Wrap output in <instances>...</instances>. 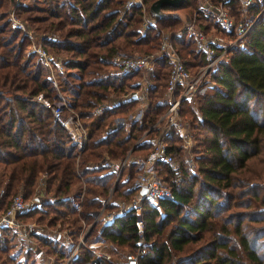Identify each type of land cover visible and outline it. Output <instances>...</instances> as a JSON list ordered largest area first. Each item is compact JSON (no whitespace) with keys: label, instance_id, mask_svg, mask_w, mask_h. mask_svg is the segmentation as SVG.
Listing matches in <instances>:
<instances>
[{"label":"trees","instance_id":"1","mask_svg":"<svg viewBox=\"0 0 264 264\" xmlns=\"http://www.w3.org/2000/svg\"><path fill=\"white\" fill-rule=\"evenodd\" d=\"M113 1L19 0L17 10L26 13L23 18L31 27L57 34L42 42L48 51L62 57V70H55L56 87L48 67L28 50V37L9 26V0H0V186L5 191L1 202L6 205L18 191L25 198L33 196L38 178L44 175L42 201L18 214V218L48 226L46 232L34 235L53 256L51 264H63L70 250L59 244L51 228L70 229V239L76 243L81 222H91L113 185L114 172L87 168L86 164L99 163L103 157L122 158L134 142L130 141L139 137L136 132L149 128L163 108L153 100L163 95L166 83L168 63L160 59L155 62L154 87L140 122L131 120L129 130L123 134L124 128L119 127L93 137L113 114L131 111L136 104L130 94L139 73H112V55L157 48L163 28L179 23L177 11L192 7V0H184L179 8L165 6L161 16L151 15L154 24L142 30L141 6L127 9L118 18L119 10L110 6ZM143 1L149 11L154 0ZM193 2L195 5L196 0ZM236 3L229 0V8ZM178 30L181 32L175 33ZM169 32L171 39L180 44L174 47L186 69L194 71L203 62L201 54L195 47L188 52L191 56L187 60L181 54L194 45L192 36L183 27ZM208 81L203 94L193 101L183 100L180 107L187 105L184 112L191 119L188 124L194 140L195 170L188 168L186 152L177 133L171 130L166 141L175 160L178 157L177 166L158 164L160 179L170 189V196L154 202L143 200L138 213L125 208L110 222L100 219L85 236L87 248L78 247L72 264L86 260L103 264L89 250L100 240H107L111 250L117 246L135 250L138 218L143 222L145 238V253L139 264H165L170 260L174 264H264V184L260 180L264 169L250 167L264 156V11L251 28L245 47L230 50L227 60L210 73ZM57 90L65 93L68 105L85 119V128L94 116L102 115L86 139L77 170L76 145L60 119L53 118L50 109L33 98L42 93L50 102L61 103ZM151 139L138 141L134 150L149 151ZM77 171L85 181L80 202L65 187L66 175ZM136 171L134 163L124 167L105 209H112L117 197L126 200L133 194L129 183ZM11 247L9 239L0 234V264H25L34 254L30 249L20 259L11 253Z\"/></svg>","mask_w":264,"mask_h":264},{"label":"built area","instance_id":"2","mask_svg":"<svg viewBox=\"0 0 264 264\" xmlns=\"http://www.w3.org/2000/svg\"><path fill=\"white\" fill-rule=\"evenodd\" d=\"M229 0H220L218 3H213L211 0H200L198 7L195 10L196 15L209 19L222 34L227 37H221L217 34L207 33L202 26L196 25L197 17L193 16L192 20L186 22L183 30H186L192 36L194 46L197 52L202 56L203 62L195 73H191L186 69L182 58L180 57L177 49L172 44L167 34H162L161 41L154 53L125 56L120 54H113L111 61L113 64L112 73L122 74L128 72L139 73L138 79L135 81L136 88L132 91L137 100V110L141 113L145 109L149 93L154 87L153 74L155 71V62L159 59H164L168 63V76L166 84L164 85L163 96L157 98L155 103L164 106L165 111L161 118L165 119V123L160 127L158 136L151 141L150 150L142 155L137 154L133 156H125L120 159H110L103 157L99 163H88L87 168H104L109 172H114L116 179L122 174L124 167L128 164L134 163L137 167L135 176L130 182V188L134 194L130 197L126 205L120 203L116 210H107L104 213L97 212L94 216L95 220L99 217L103 222H110L117 215L122 213L125 208H132L138 213L141 210L143 200L151 202L156 201L158 198L169 197L170 189L165 186L158 173V164L161 162L170 163L177 166V162L168 149L166 136L169 132L174 130L180 140L182 148L186 152L185 161L191 171L196 168V162L192 154L193 138L189 130V124L183 122L180 115V104L183 100L193 101L195 96L200 94L202 89H206L209 84L210 73L216 71L221 62L226 61L228 52L235 48H244L245 42L254 25L255 20L264 11V0H236L237 9L241 14V19L234 20L229 14L228 6ZM141 6L142 0H126L124 3L125 9L133 6ZM123 13V10L120 12ZM9 25L11 28L19 29L23 34L31 40L30 30L27 25L17 18L13 12L10 13ZM154 24V18L151 17L149 12L143 9V16L141 21V29L144 30L150 25ZM181 32L179 30L177 33ZM56 38L53 33L42 35L41 39ZM33 43V41H30ZM30 51L41 60L50 72H52L51 65L58 70L62 69L61 58H53L51 54L44 48L41 40L39 43L32 44ZM55 70V69H54ZM54 85L56 82L53 81ZM204 93V92H203ZM35 100L42 102L47 106L53 118L59 119L61 117L62 104L52 103L45 99L42 93L33 97ZM134 112L131 115H134ZM61 124L69 134L71 141L80 150L84 147L86 140V133L80 127V124L74 120L73 116L61 120ZM107 127L108 132H112L114 127ZM44 175L38 178V187L33 196L25 198L21 191L15 193L8 205L0 211V234L2 231L11 229L17 235L19 243L14 244L15 249L26 250L30 246V238L35 233H44L46 228L34 221L22 220L18 218V214L39 205L44 197L43 191ZM41 186V187H40ZM145 189L141 193V189ZM4 187H0V202L4 195ZM108 199L104 200L103 207L107 204ZM137 227V243L135 251L127 252L122 258L115 261L113 264H139V258L145 253L144 243L145 238L143 234V222L138 218L135 222ZM52 232L61 237L64 243L70 244L72 252L64 264H72V261L77 256V250L80 245H85V236L87 228L83 227L78 233L77 242L73 243L69 236L68 229H51ZM95 257L103 260H111L110 255L104 251H94ZM49 261L53 259L47 257ZM171 264H174L171 262Z\"/></svg>","mask_w":264,"mask_h":264},{"label":"rangeland","instance_id":"3","mask_svg":"<svg viewBox=\"0 0 264 264\" xmlns=\"http://www.w3.org/2000/svg\"><path fill=\"white\" fill-rule=\"evenodd\" d=\"M15 2H14V4H10V2H9V5H8V10H7V18H8V21H9V18H10V13L11 12H13V14L17 17V18H19L20 20H22L26 25H27V27H28V29L31 31L30 32V34H31V40L33 41V43L34 44H36V43H39V41L41 40V43L45 40V39H41V37H42V35H48V34H51V33H53V34H55L56 36H57V34H56V32H54V31H52V30H45V31H36L33 27H31L30 25H29V23L26 21V20H24V15L26 14V13H23V12H20V11H18L17 10V4L19 3V0H14ZM125 1L126 0H114L112 3H111V7L112 8H116L117 10H119V16H118V18H122V15L124 14V12L127 10V9H125V7H124V3H125ZM213 3H218L220 0H211ZM194 2H193V0H192V7L191 6H189V7H186V8H183V9H179V11H177L179 14H180V21H179V23H175V24H173L172 25V27H164L163 28V32H161V36H162V34H167L168 35V37H169V39L171 40V42H172V44L174 45H176V46H179L180 44L178 43V41H177V39L175 40V39H171V37H170V34H171V32H169L170 31V29H173V28H182V27H184V25H185V23L186 22H189V21H191L192 20V18H193V16H194V14H195V16L198 18V19H196L195 21L197 22L196 23V25H200V26H202L203 28H204V30L207 32V33H213V34H217V35H219V36H221V37H227L226 35H224V34H222V32H220L219 31V29L208 19H206L205 21L204 20H202V19H200L197 15H196V13H195V10H196V8L198 7V5H199V3H200V0H196V2H195V5L197 4V6H196V8H195V5L193 4ZM231 6V5H230ZM230 6H227V7H230ZM237 6H238V4L236 3V5H234V8L233 9H231V8H229V14L232 16V18L236 21V20H239V19H241V14H239V11H238V9H237ZM142 16H143V9L145 10V12L147 13V12H149L148 11V8H146V4L144 3V1L142 0ZM123 10V13H120L121 11ZM150 13V12H149ZM163 14V13H162ZM161 14V15H162ZM151 15V14H150ZM160 15V16H161ZM263 16V13H261L260 15H259V17L255 20V22H254V24L256 23V22H258V20H259V18H261ZM184 22V24L182 25V23ZM9 23H10V21H9ZM10 26V25H9ZM254 26V25H253ZM168 28H170V29H168ZM19 30V29H18ZM179 31V30H178ZM178 31H176L175 33H177ZM22 32V31H21ZM249 34V33H248ZM24 35H26V34H24ZM28 35V34H27ZM26 35V36H27ZM161 36H160V38H159V42H158V44L160 43V41H161ZM28 37V36H27ZM50 38V37H49ZM28 39L30 40V38L28 37ZM30 40V41H31ZM33 43H31V42H29V45H28V50H30V47H31V45L33 44ZM43 44V43H42ZM180 47V46H179ZM192 47H195L193 44L191 45L190 44V47L189 48H187V50L185 51V50H182L181 51V54L184 56V58L187 60L188 58H190V56L191 55H189L188 54V52H190V50H191V48ZM44 48H45V46H44ZM46 49V48H45ZM157 48H154L153 50H149V51H147V52H142V51H135V52H132V54H131V56H133V55H142V54H149V53H154L155 52V50H156ZM184 49V48H183ZM189 49V50H188ZM47 50V49H46ZM48 51V50H47ZM50 54H51V56L53 57V58H61V60H62V57L61 56H59L57 53H54V52H52V51H48ZM56 54V55H55ZM117 54H120V55H125V56H130V55H126V54H122V52H119V53H117ZM38 59V58H37ZM160 60V59H159ZM195 60H197L198 61V59H197V57L195 58ZM201 65H199V67H200ZM48 67V66H47ZM51 68H52V72H50V75H51V77L53 78V81H55L56 82V87H57V79H56V75H55V70H58L56 67H54V66H50ZM199 67H195L194 68V71H192L191 73H195L198 69H199ZM55 69V70H54ZM112 69H113V66H112ZM111 69V70H112ZM62 70V69H61ZM60 69H59V71H61ZM165 70H166V80H167V76H168V70H169V67H167V69L165 68ZM54 84V83H53ZM166 84V83H165ZM165 87V86H164ZM131 90H134V89H131ZM130 90V91H131ZM205 91V89L203 88L202 89V91H201V93H200V95L201 94H203V92ZM57 92H58V94L60 95V97H61V103L60 102H56V103H58V104H62V109H61V117L59 118L60 119V121L62 120V119H66L67 117H71V116H73V118H74V120H76L79 124H80V127L82 128V130L86 133V139H87V137H88V126H89V124L92 122V125L90 126L91 128H93L94 126H95V124L97 123V121H99L97 118H96V116H94L90 121H89V124L87 125V128H85L84 126H83V124H82V122L85 120L83 117H81V116H79V113H78V111L76 110V109H73V108H71L69 105H68V102H67V99H66V96L64 95L65 93H63V92H61L60 90H57ZM131 93V92H130ZM130 93H128L127 95H129ZM199 95V94H198ZM124 96H126V95H124ZM197 96V95H196ZM196 96H195V98H196ZM160 97H162V96H159V97H155L153 100H154V102H155V100L157 99V98H160ZM112 97H111V95L109 96V100L111 99ZM189 105V104H188ZM163 108H162V110H160L158 113H157V115H156V119H155V121L153 122V124L149 127V128H147V129H143V130H140V131H137L136 133H137V136H139L136 140H131L130 142H131V144H132V142H133V144L129 147V149L126 151V153L124 154V156L123 157H125V156H133V155H137V154H142V155H144V154H146L148 151H147V149L148 148H145L144 150H140V151H135L134 150V147H135V145L137 144V142L138 141H142V140H144V139H147V138H152L151 139V141L153 140V138H155V137H157L158 136V133H159V128L162 126V124L163 123H165V119L164 118H161L160 119V117H161V115L164 113V111H165V107L164 106H162ZM180 107H181V104H180ZM187 108V105H184V108ZM136 108V104H135V106H133V108H132V110H134ZM184 108H180V112H181V119H182V121L183 122H189L191 119H190V115L186 112H184ZM131 110V111H132ZM131 111H127V112H125V113H122V112H118V113H115V114H113L110 118H108L107 120V122H106V124H105V126H103L101 129H100V131H98V132H94V134H93V137H98V136H101L103 133H107L106 131H108V129H107V127L110 125V127L109 128H112V127H114V129H113V131L114 130H116V129H118L119 127L121 128V127H123L124 128V130L122 131V134L125 132V131H128L129 130V123H130V121L131 120H137L138 122H140V120H141V118H142V116H143V114H144V110H143V112H139L138 110L136 111V112H134V115L132 116L131 114H130V112ZM101 122V119H100V121L97 123L98 125H99V123ZM158 128V129H157ZM189 128H190V126H189ZM87 129V130H86ZM155 131H154V130ZM156 129H157V131H156ZM102 130V131H101ZM190 130V129H189ZM68 133V132H67ZM69 135V134H68ZM71 140V139H70ZM72 142V141H71ZM167 142V141H166ZM169 142H171V141H169ZM73 143V142H72ZM85 143H86V140H85ZM85 143H84V145H85ZM74 144V143H73ZM168 144V143H167ZM193 144H194V140H193ZM145 146H148V145H145ZM77 147V146H76ZM84 148V147H83ZM83 148L82 149H78V151H77V155H76V157H75V159H74V162H75V166H76V170H77V168H78V165L80 164V157H81V152H82V150H83ZM101 150V147L100 148H98L97 149V151L98 150ZM105 156V155H104ZM259 158H261L262 159V161H258V160H255L253 163H251V165H250V167L251 168H253L254 170H259V169H264V156H261V157H259ZM176 160H178V157L176 156ZM85 163H87V162H85ZM87 165V164H86ZM189 168V167H188ZM195 170V169H194ZM193 170V171H194ZM72 176H71V179H70V181H71V183L70 184H66V179H65V187L67 188V189H70L71 187H72V185L74 184V187L76 186V188L73 190V193H75V197L77 198V200L80 202L81 201V199H82V197H83V195L85 194V181L83 180V177H82V175L77 171L75 174H71ZM162 175H163V173H162ZM261 180V182H263V184H264V176L260 179ZM116 183V182H115ZM1 186H3V185H1ZM0 186V187H1ZM4 187V186H3ZM37 187H38V185H37ZM41 187V186H40ZM15 193H17V192H15ZM14 193V194H15ZM13 194V195H14ZM12 195V196H13ZM11 196V197H12ZM11 199V198H10ZM108 200H109V197L107 198ZM107 199H105V200H107ZM3 200V196H2V198H1V201ZM9 202H10V200H9ZM8 202V203H9ZM8 203L5 205V204H3L2 202H0V211H2L3 210V208H5L7 205H8ZM232 209H234V207L233 208H231V210ZM107 211V209H105V207H103V206H101L100 208H99V210L97 211V212H101V213H104V212H106ZM99 217L95 220V218H93L92 220H91V222H89V223H86L85 221H83V222H81V228H80V230L79 231H81L82 230V228L83 227H86L87 228V232L89 231V229L93 226V224H95V223H98L99 224ZM28 221H34V222H36L34 219H30V220H28ZM36 223H38V224H40V225H42V226H44L45 228H48V226L46 225V224H42V223H39V222H36ZM171 225V223L169 224V225H167L166 226V228H168L169 226ZM55 228H58V227H55ZM51 229H53V228H51ZM59 229V228H58ZM65 229H67V228H65ZM69 231H70V229H69ZM5 235V234H4ZM7 237L6 238H8L9 239V241H10V244L12 245V247H11V253H13V254H15V255H17V256H19L18 255V250L17 249H15L14 248V244H16V243H19V239H18V237H17V235L14 233V231L13 230H11V229H8L7 230V235H6ZM76 238H78V235H77V237ZM75 242H77V240L75 241ZM84 246V245H83ZM91 247H89V249H91V250H93V251H104L105 249H102V247H101V245L100 244H92V245H90ZM113 246H115V244H113ZM107 248L106 249H110L111 250V248H110V246H109V244L107 243V246H106ZM192 246L190 245L188 248H191ZM188 248L186 249V250H188ZM262 248H263V250H264V244H263V246H262ZM115 249V250H114ZM72 248L69 250V252H68V256H69V253H71L72 251ZM45 251V250H44ZM107 250H105L104 252H106ZM113 251H116V252H113ZM132 251H135L132 247H128V246H117V247H113V250H111V252H106V253H108L109 255H110V257L111 258H119L120 259V256L122 255V254H125V253H127V252H132ZM77 252H78V250H77ZM183 253H185V251H183V252H181V253H178V254H183ZM43 255H44V257H51L52 259H53V256L52 255H50V254H48V252L47 251H45V253H43ZM68 256H67V258H68ZM21 257V256H20ZM22 257H24L23 255H22ZM67 258L65 259V261H64V263L66 262V260H67ZM34 260L35 261H33V263H32V261L31 260H28L27 261V263L26 262H24L25 264H38L39 262H36V258H34ZM173 261H174V258H173ZM52 262V261H51ZM171 260L170 261H168V262H166L165 264H171ZM63 263V264H64Z\"/></svg>","mask_w":264,"mask_h":264},{"label":"crops","instance_id":"4","mask_svg":"<svg viewBox=\"0 0 264 264\" xmlns=\"http://www.w3.org/2000/svg\"><path fill=\"white\" fill-rule=\"evenodd\" d=\"M135 83V82H134ZM135 86H136V84H135ZM136 88V87H135ZM135 90V89H134ZM133 90V91H134ZM163 92H164V90H163ZM163 96V95H162ZM136 100V99H135ZM148 104V103H147ZM147 106V105H146ZM136 107H137V100H136ZM146 108V107H145ZM135 110V109H134ZM134 110H132L131 112H130V114L131 113H133L134 112ZM145 110V109H144ZM96 118L100 121V119H102V115L101 114H98L97 116H96ZM99 121H97V123L99 122ZM95 124V126L93 127V128H91L90 126L92 125V122L89 124V126H88V135L89 134H91L92 132H93V130L97 127V125L98 124ZM86 129V130H87ZM109 172V171H108ZM126 174H127V171L125 172ZM126 174H125V177H126ZM71 176L72 175H66V184L68 185V184H70L71 183V181H70V179H71ZM115 182H117V179H116V177L114 178V182H113V185H112V187H111V190H110V193H109V199H110V196H111V193H112V191H113V187H114V185H115ZM130 184V183H129ZM129 187V186H128ZM76 188V186L74 187V184L72 185V187L70 188V190H74ZM129 189L130 190H132L130 187H129ZM133 194H134V192H133ZM132 193H131V195L129 196V197H127L126 198V200L125 199H123V197L122 196H119V197H117V199L116 200H113V203L114 204H116L112 209H110V210H116L117 209V207L119 206V204L120 203H124L125 205H126V203L128 202V200L130 199V197L133 195ZM123 213V212H122ZM122 213H120L119 215H121ZM68 229V228H67ZM69 230V229H68ZM3 236H5V237H7L6 235H7V230H5V231H2V233H1ZM5 234V235H4ZM57 238H58V242H59V244H62V245H64V246H67L69 249H71L70 247V244L68 243V244H66V243H64L63 242V240L61 239V237H59V236H57ZM30 246L31 247H29L28 249H26V250H20V249H17L19 252H18V255L19 256H17V258H20V259H22L23 257H22V255L24 256V254H26L25 252L26 251H28V250H30V249H32L33 251H34V254H31L30 255V257H29V260H33V261H35L34 260V258H36V262H39L38 264H51L52 262L51 261H49L48 259H47V257H44V255H43V253H45V251H44V249H43V246H41V245H39V242H38V240L35 238V235H32L31 236V238H30ZM107 243L109 244V246L110 247H112V245L107 241V240H100V241H98V242H95V244H100L101 245V247H102V249H105V250H107L106 248V246H107ZM15 248V247H14ZM85 248H87V247H85ZM90 251H92L93 252V254H94V251L93 250H91V249H89ZM104 250V251H105ZM107 252V251H106ZM78 255V254H77ZM21 256V257H20ZM45 258H46V260H45ZM100 259V258H99ZM119 258H112L111 260H108V261H106V260H103V259H101L100 261L103 263V264H113L115 261H117ZM79 264H94L93 263V261L92 260H86V261H82V262H80Z\"/></svg>","mask_w":264,"mask_h":264},{"label":"water","instance_id":"5","mask_svg":"<svg viewBox=\"0 0 264 264\" xmlns=\"http://www.w3.org/2000/svg\"><path fill=\"white\" fill-rule=\"evenodd\" d=\"M10 4H14V0H9ZM184 0H154L149 6V12L152 16H160L163 11L162 8L165 6L171 8H179L183 5ZM135 100V95H133ZM145 189H141V193H144Z\"/></svg>","mask_w":264,"mask_h":264}]
</instances>
